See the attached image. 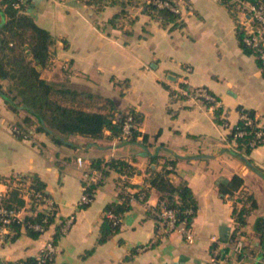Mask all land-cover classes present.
<instances>
[{
    "label": "crops",
    "instance_id": "1",
    "mask_svg": "<svg viewBox=\"0 0 264 264\" xmlns=\"http://www.w3.org/2000/svg\"><path fill=\"white\" fill-rule=\"evenodd\" d=\"M32 2L34 19L55 37L42 76L58 86L92 93L101 105L93 108L106 110L111 99L118 116L134 109L141 118V134L136 142L113 136L109 129L99 138L69 134L63 143H56L46 131L18 137L11 125L26 111H14L0 94V177L38 174L57 206L54 221L38 237L25 228L14 240L0 234V264L35 256L70 215L74 221L55 241L53 264H206L212 255V235L218 238L221 264H256L261 241L254 223L264 215V175L234 154L235 141L226 138L230 126L240 119L239 106L254 110L264 126V73L255 54L242 46L229 7L218 0H183L177 19L164 21L144 9L145 0ZM120 12L116 23L110 22ZM181 80L206 86L219 103L174 97L171 83ZM217 106H222L227 123L216 120ZM145 133L149 135L145 144L162 155L161 163L176 159L171 179L185 178L193 189L198 201L191 225L194 239L188 241L179 229L157 226L148 210L158 203L159 191L149 187L144 201L131 200L120 229L99 243L106 204L120 200L123 188L130 193L142 188L148 166H155L143 146ZM250 156L264 173V144L254 147ZM78 157L84 160L82 166ZM113 157L129 161L136 171L127 175L112 170L89 205L80 207L84 171L97 158ZM235 173L244 177V189L257 201L237 236L245 242L242 254L233 243L235 197L219 190V183ZM14 185L0 181V190L8 192ZM21 193L27 201L24 216L30 213V204Z\"/></svg>",
    "mask_w": 264,
    "mask_h": 264
},
{
    "label": "trees",
    "instance_id": "2",
    "mask_svg": "<svg viewBox=\"0 0 264 264\" xmlns=\"http://www.w3.org/2000/svg\"><path fill=\"white\" fill-rule=\"evenodd\" d=\"M144 5V9L152 14L156 13L164 21L177 19V13L168 7H158L146 0ZM32 7V0H0V94L14 111H20V109L26 111L22 119L15 122L20 128V132L16 135L27 137L31 136L35 130L46 131L56 143L65 142V136L69 134L78 133L94 138L103 137L106 129L111 131V135L116 136L123 133L124 121L129 114H132L133 125L129 141L136 142L138 135L141 134L138 127L141 118L134 109L122 111L118 116L115 104L111 99L107 100L110 106L106 110L96 109L90 105L81 106L78 102L79 98L81 100L87 98L90 104L98 98H95L90 92L79 91L68 86H58L55 82L42 76L41 69L49 63L55 37L47 28L36 22L31 14ZM121 13H116L110 22L116 23L121 17ZM237 30L240 42L245 47L242 42V33L238 28ZM259 64L261 66L260 62ZM3 80H9L10 84L4 86ZM209 92L215 95L212 91L209 90ZM216 98L219 100L217 96ZM21 105H24V108H20ZM98 105L95 106H101ZM239 109L241 113L250 116L252 122L247 123L245 118H240L236 124L230 126L226 139L235 141L234 154L264 175L250 156L254 147L263 144V140L257 137L256 131L261 127L264 128V126L260 125L254 110L243 106H239ZM222 112V106H217L215 118L220 123H227ZM240 130H245L246 133L239 134ZM148 138L149 135L145 133L143 146L150 157V163L155 164V166H148L145 175L146 184L138 190H143L148 194L149 187H155L159 191V201L153 208H149L148 213L156 218L157 226L160 227L164 223L159 213L164 209L171 208L175 210L178 223L183 222L186 227H191L198 210V201L193 189L185 178H181L177 182L171 179L170 173L174 171L176 159L167 158L161 163L162 155L157 151H149L145 144ZM160 163L161 166L159 167ZM91 168L100 170L104 179L86 178L84 191L90 196V200L80 204V207L89 205L95 196L96 188L104 182L112 170L127 175H132L136 171L132 163L117 157L109 160L97 158L92 162ZM8 179L11 182L28 181L36 191H40L45 196H50L46 190L45 182L36 173H20L12 175ZM118 182L123 186L130 185L128 180H118ZM244 183L245 179L239 173H235L229 180L219 183V190L222 195L235 197L233 215L237 225L233 232V239L238 236L241 226L247 222L248 214L257 207L255 196L244 189ZM138 190L134 192V195L139 194ZM119 196L120 200L111 201L104 207L103 219L99 228V243L105 242L120 229L124 213L132 207L130 192L123 188L119 192ZM5 202L9 206L18 208L27 204L21 189L15 185L11 186L7 192ZM38 202L39 199L33 192L29 198L30 213L21 218H14L10 222V230L5 233L6 238L16 239L24 228L29 235L40 236L43 231L35 229L33 226L37 222L43 223L46 229L49 227L55 219L56 211L46 215L44 211L37 209ZM45 216H47L46 221L43 220ZM61 225L62 222L57 226L54 235L55 241L62 234ZM254 228L261 241L260 259L256 264H264V215L256 218ZM93 249L87 250L86 254L92 252ZM23 259L28 264L36 263L35 256H28Z\"/></svg>",
    "mask_w": 264,
    "mask_h": 264
},
{
    "label": "built area",
    "instance_id": "3",
    "mask_svg": "<svg viewBox=\"0 0 264 264\" xmlns=\"http://www.w3.org/2000/svg\"><path fill=\"white\" fill-rule=\"evenodd\" d=\"M148 3H152L157 5L158 7H168L173 12L180 14L181 13V5L180 1L183 0H146ZM226 4L232 14L234 15L237 28L242 33V42L244 46L250 49L261 63L262 70L264 69V0H218ZM19 5V3H17ZM187 70H190V67H186ZM171 90L174 97H192L197 100H200L205 103H209L211 105H217L219 100L215 95L209 92L206 86H190L187 84L185 80H181L176 84L172 81ZM240 118H245L247 123L252 122V118L248 116L246 113L240 112ZM133 125V116L129 114L123 125V133L121 136L125 138H129L132 132ZM12 131L16 134L20 132V128L14 123L11 125ZM246 133L245 130H240L239 134ZM257 137L263 140L264 144V128H260L256 131ZM78 163L80 166L84 164V160L82 157H78ZM84 175L86 178L92 180H102L104 177L100 170L96 168L89 167L84 171ZM10 179H5L0 177V181H8ZM15 186H18L22 191L23 195L30 198V195L35 192L36 196L39 199L37 204V209L42 210L47 214L57 211L56 203L53 199L48 196L43 195L40 191H36L32 186H30L29 182H13ZM139 191V190H138ZM7 192L0 190V234H5L10 230V222L14 218H21L24 207L18 208L16 206H9L5 202ZM131 199H140L145 200L147 193L145 191H139L138 195H134V192H131ZM90 200V196L84 191L79 199V203L82 204L84 202H88ZM190 211V210H189ZM112 215V213H110ZM159 216L162 217V222L165 227L169 230L179 229L185 233V236L188 241H193L194 234L191 230V227H186V225L177 222V217L175 215V210L173 209H164ZM44 221L47 220V216L44 217ZM74 221V215H70L62 221L61 231L62 233L66 232L71 224ZM35 229L45 231V225L43 223L37 222L33 224ZM213 246H212V255L211 259L206 264H221V254L219 250V246L217 244L218 238L216 235H212ZM216 243V244H215ZM234 250L238 254H242L244 252L245 242L242 237H237L233 240ZM57 252V244L55 242L54 237L48 239L41 250L35 255L36 263L35 264H53L55 255ZM8 264H28L25 260L15 259L10 261Z\"/></svg>",
    "mask_w": 264,
    "mask_h": 264
},
{
    "label": "rangeland",
    "instance_id": "4",
    "mask_svg": "<svg viewBox=\"0 0 264 264\" xmlns=\"http://www.w3.org/2000/svg\"><path fill=\"white\" fill-rule=\"evenodd\" d=\"M3 83H4V85L8 86V85L10 84V81H9V80H5ZM55 84H56V83H55ZM78 102H79V104H80L81 106H85V105L95 106V105H97V103H96V99H94L93 102H92L91 104L88 103L89 100H88L87 98H84V99H82V100H81V98H79V99H78Z\"/></svg>",
    "mask_w": 264,
    "mask_h": 264
},
{
    "label": "water",
    "instance_id": "5",
    "mask_svg": "<svg viewBox=\"0 0 264 264\" xmlns=\"http://www.w3.org/2000/svg\"><path fill=\"white\" fill-rule=\"evenodd\" d=\"M20 108H24V105H21ZM260 258V255L258 256V259Z\"/></svg>",
    "mask_w": 264,
    "mask_h": 264
}]
</instances>
